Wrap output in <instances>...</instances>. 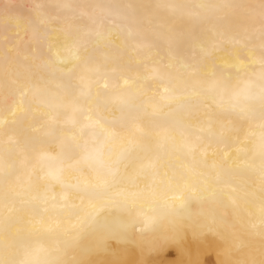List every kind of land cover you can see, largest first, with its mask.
<instances>
[{
    "label": "snow or ice",
    "instance_id": "1",
    "mask_svg": "<svg viewBox=\"0 0 264 264\" xmlns=\"http://www.w3.org/2000/svg\"><path fill=\"white\" fill-rule=\"evenodd\" d=\"M189 234L264 264V0H0V264Z\"/></svg>",
    "mask_w": 264,
    "mask_h": 264
},
{
    "label": "bare ground",
    "instance_id": "2",
    "mask_svg": "<svg viewBox=\"0 0 264 264\" xmlns=\"http://www.w3.org/2000/svg\"><path fill=\"white\" fill-rule=\"evenodd\" d=\"M131 2L141 3V2H158V0H131ZM112 250L118 251L123 249L125 246L117 244L115 241H112ZM130 250V255L126 258L138 259L140 255V250L135 245L127 246ZM190 248L194 253L197 252V241H195L189 234L184 240H162L160 245L155 248L151 253V259L154 261V264H173V262L185 259L187 260V255L184 254V250ZM199 259L201 264H217L216 252L212 249H201L198 252ZM111 254H101L98 256H93V260H107L111 259Z\"/></svg>",
    "mask_w": 264,
    "mask_h": 264
}]
</instances>
